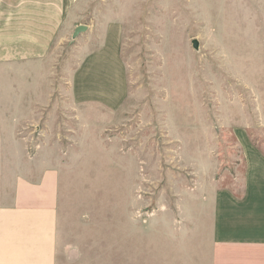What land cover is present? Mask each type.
Masks as SVG:
<instances>
[{
    "label": "rangeland",
    "instance_id": "rangeland-1",
    "mask_svg": "<svg viewBox=\"0 0 264 264\" xmlns=\"http://www.w3.org/2000/svg\"><path fill=\"white\" fill-rule=\"evenodd\" d=\"M86 1L73 16L87 30L57 25L35 66L31 97L41 105L19 132L28 158L60 168L64 216H101L95 226L110 217L114 232L136 221L148 252L167 235H193L185 217L200 198L264 195V0ZM23 16L0 10V34L21 29ZM112 22L126 99L116 111L76 107L70 76ZM14 70L0 64V100L12 72L22 87Z\"/></svg>",
    "mask_w": 264,
    "mask_h": 264
},
{
    "label": "crops",
    "instance_id": "crops-1",
    "mask_svg": "<svg viewBox=\"0 0 264 264\" xmlns=\"http://www.w3.org/2000/svg\"><path fill=\"white\" fill-rule=\"evenodd\" d=\"M86 4L0 0V10L24 14L21 29L0 34V64L10 73L20 69L23 79L20 89L15 81L19 76L12 72L10 97L0 100V108L5 105V113L0 109V264H264V195H248L242 202L222 194L209 201L200 198L198 208L185 217L193 224V235H186L183 243L167 235L148 252L136 221L135 227L122 222L114 232L110 217L106 226L99 221L95 226L101 216H64L60 168L28 158L19 132L35 121L36 105H41L31 97L37 90L31 83L35 66L48 57L57 25L66 34L79 27L73 14ZM102 28L99 41H91L96 47L83 55L70 76L69 96L76 107L116 111L128 94L122 30L117 22Z\"/></svg>",
    "mask_w": 264,
    "mask_h": 264
},
{
    "label": "water",
    "instance_id": "water-1",
    "mask_svg": "<svg viewBox=\"0 0 264 264\" xmlns=\"http://www.w3.org/2000/svg\"><path fill=\"white\" fill-rule=\"evenodd\" d=\"M87 30V27L86 26H79L77 29H76V33L75 35L79 34L80 32H85Z\"/></svg>",
    "mask_w": 264,
    "mask_h": 264
}]
</instances>
